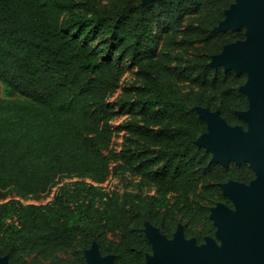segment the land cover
<instances>
[{
	"label": "trees",
	"instance_id": "1",
	"mask_svg": "<svg viewBox=\"0 0 264 264\" xmlns=\"http://www.w3.org/2000/svg\"><path fill=\"white\" fill-rule=\"evenodd\" d=\"M105 1L0 0V83L17 94L0 96V256L8 264H86L93 242L113 264H145L146 222L167 238L181 224L201 244L215 232L208 199L232 206L219 184L255 178L247 163L211 162L196 143L207 125L194 107L214 106L208 91L220 89L229 109L222 117L245 127L235 114L248 108L238 89L245 74L210 65L225 44L245 38L243 27L216 30L234 0ZM121 60L146 88L139 117L125 125L141 147L116 152L108 97L124 74ZM113 169L146 178L155 193L101 208L4 201L9 193L37 200L60 176L102 183ZM116 231L118 240L107 236Z\"/></svg>",
	"mask_w": 264,
	"mask_h": 264
},
{
	"label": "water",
	"instance_id": "2",
	"mask_svg": "<svg viewBox=\"0 0 264 264\" xmlns=\"http://www.w3.org/2000/svg\"><path fill=\"white\" fill-rule=\"evenodd\" d=\"M240 27L245 38L225 44L212 55L210 65L248 75L239 87L248 98V108L236 112L246 128L228 124L218 111L196 106L207 125L196 143L211 153V162L247 163L255 178L247 184L234 180L219 184L232 206L218 203L210 209L217 228L214 237H205L201 244L186 238L181 225L167 238L146 222L144 232L152 252L145 264H264V0H234L216 30ZM84 256L86 264H113V256L101 255L95 242ZM0 264H8L6 255L0 256Z\"/></svg>",
	"mask_w": 264,
	"mask_h": 264
},
{
	"label": "rangeland",
	"instance_id": "3",
	"mask_svg": "<svg viewBox=\"0 0 264 264\" xmlns=\"http://www.w3.org/2000/svg\"><path fill=\"white\" fill-rule=\"evenodd\" d=\"M95 1V5L97 7H102L106 3L105 0ZM89 9V7H86L83 9V11H87ZM96 43L97 41H94L92 44L95 46ZM112 58L119 61L118 54L114 53ZM120 62L124 67V74L121 77L118 89L108 97V101L113 105L116 112V115L111 121V124L114 128L111 150L116 152L127 146L133 149L141 147L140 143L137 142L134 137H131L128 132H126L125 125L127 122L136 120L139 117V108L137 106V102L146 88L145 84L141 81L137 74L136 67L131 65L126 60H121ZM245 77L246 81L248 79V75L246 73ZM182 85L186 90L188 89V83L183 82ZM0 96L16 97L17 94L12 92L8 86L0 83ZM205 96L214 102V106L211 108L208 106L204 107L209 108L211 111H218L221 117L222 111L224 114L229 113L228 106L223 100L220 89H218L217 92L208 91ZM236 112L237 111H235V114ZM234 125L242 126L240 123ZM244 128H246V124ZM154 193L155 188L153 187V184L146 178L135 175L128 170L113 169L107 179L102 183H94L89 178H82L76 175L60 176L37 200L32 198L18 199L14 196V194L9 193L4 201L9 202L13 199H16L18 202L24 205L34 203L41 204L46 207L63 206L65 203L74 205L83 202L85 204H89L92 208H101L107 201L117 200L118 202H128L130 198L124 199L127 194H139L145 196L153 195ZM208 202L212 203L210 209L212 207H216V205L220 203L212 199H208ZM201 228L202 227L198 225L195 227V230H200ZM216 228L217 227H215V230ZM107 236L111 239L118 240L121 236V233L118 231L108 232ZM70 256L71 254L69 252L61 254V257L67 259L70 258Z\"/></svg>",
	"mask_w": 264,
	"mask_h": 264
}]
</instances>
